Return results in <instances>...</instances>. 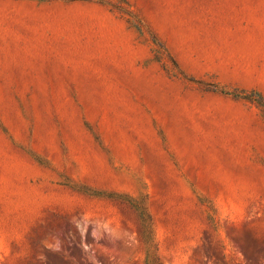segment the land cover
Here are the masks:
<instances>
[{"label": "rangeland", "instance_id": "374dc122", "mask_svg": "<svg viewBox=\"0 0 264 264\" xmlns=\"http://www.w3.org/2000/svg\"><path fill=\"white\" fill-rule=\"evenodd\" d=\"M0 264H264V0H0Z\"/></svg>", "mask_w": 264, "mask_h": 264}, {"label": "trees", "instance_id": "16d2710c", "mask_svg": "<svg viewBox=\"0 0 264 264\" xmlns=\"http://www.w3.org/2000/svg\"><path fill=\"white\" fill-rule=\"evenodd\" d=\"M222 93L227 95V96H232L234 98H241V99H244V100L255 101V102L259 103V104L262 103L261 100L256 99L255 97H253L250 94L239 93V92H230V91H225V90H222Z\"/></svg>", "mask_w": 264, "mask_h": 264}]
</instances>
